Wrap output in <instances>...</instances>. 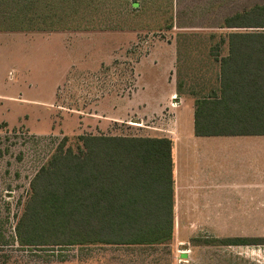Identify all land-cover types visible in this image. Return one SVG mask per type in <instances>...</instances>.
Instances as JSON below:
<instances>
[{"label":"rangeland","instance_id":"obj_1","mask_svg":"<svg viewBox=\"0 0 264 264\" xmlns=\"http://www.w3.org/2000/svg\"><path fill=\"white\" fill-rule=\"evenodd\" d=\"M255 4L0 0V264H264V244L184 229L152 245L28 247L16 235L31 180L64 137L77 151L82 134H168L171 87L193 102L219 89L224 20ZM231 201L229 229L215 232L264 237V199Z\"/></svg>","mask_w":264,"mask_h":264},{"label":"trees","instance_id":"obj_2","mask_svg":"<svg viewBox=\"0 0 264 264\" xmlns=\"http://www.w3.org/2000/svg\"><path fill=\"white\" fill-rule=\"evenodd\" d=\"M135 6L137 2L133 3ZM219 89L198 97V135L264 134V4L227 16ZM64 137L30 183L16 224L21 246L163 244L174 235L173 139L82 134ZM223 244H264L228 237Z\"/></svg>","mask_w":264,"mask_h":264},{"label":"crops","instance_id":"obj_3","mask_svg":"<svg viewBox=\"0 0 264 264\" xmlns=\"http://www.w3.org/2000/svg\"><path fill=\"white\" fill-rule=\"evenodd\" d=\"M170 92L177 118L165 135L173 139L175 231L229 237V232H215V225L221 221L228 228L231 200L264 199V134L198 135L197 98L178 99L172 87Z\"/></svg>","mask_w":264,"mask_h":264}]
</instances>
